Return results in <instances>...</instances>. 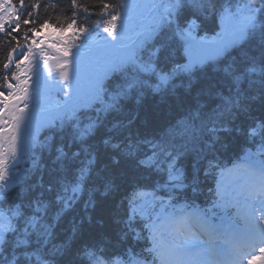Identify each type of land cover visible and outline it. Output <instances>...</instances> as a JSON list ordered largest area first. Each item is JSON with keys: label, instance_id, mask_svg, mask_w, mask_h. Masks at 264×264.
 <instances>
[{"label": "trees", "instance_id": "trees-1", "mask_svg": "<svg viewBox=\"0 0 264 264\" xmlns=\"http://www.w3.org/2000/svg\"><path fill=\"white\" fill-rule=\"evenodd\" d=\"M11 1L20 11L0 33V90L11 52L37 30L104 27L121 3ZM242 3L254 21L221 57L180 72L182 42L166 31L156 65L168 81L112 75L91 108L46 131L32 170L0 189V264H151L143 220L129 210L137 191L205 212L223 166L248 154L264 165V0H174L172 25L212 36L223 10ZM171 172L180 188L164 187Z\"/></svg>", "mask_w": 264, "mask_h": 264}, {"label": "rangeland", "instance_id": "rangeland-1", "mask_svg": "<svg viewBox=\"0 0 264 264\" xmlns=\"http://www.w3.org/2000/svg\"><path fill=\"white\" fill-rule=\"evenodd\" d=\"M133 2L128 3L114 23L102 32L90 33L77 31L73 27L54 29L47 26L35 34V39L29 46L14 53L11 67L17 69L18 80L15 89L8 94L0 93V189L7 183L14 182L20 173L10 171L15 161H21L28 154V150L37 143L39 131L53 124L58 119L56 112L59 113L65 102L75 96L72 84L75 83L80 88L87 81L89 85L78 88L79 90L91 91L99 87L103 82L102 76L104 77L117 61L116 54H120L119 50L128 45L134 36L133 33L142 32L146 26H150L148 20L143 19L138 23L140 26L136 31L129 34L125 30L127 25L136 19L144 18L148 13L147 8L150 7V0H142L139 7ZM247 4L237 5L234 11L223 14L221 29L217 35L198 38L193 33V25H190L185 31L191 47L190 49L188 46L185 50L188 59L186 65L189 64L192 68L223 53L226 48L241 40L246 26L254 16L250 4ZM0 6L4 7H0V31H3L6 24L16 20V10L13 5L8 8V0H0ZM232 33L234 39L228 41ZM138 37L134 36L133 39ZM125 40L128 43L125 44ZM126 52L127 49L121 57L123 61L127 60L124 57ZM19 53L21 55H18ZM91 61H94L92 68L95 70L92 77L83 71V67ZM65 96L68 99L65 100ZM54 99L60 100L59 105ZM74 110L72 107H66L63 112L71 114ZM236 173H233V176L228 173L220 180V208L233 212L217 215L223 223L220 227L213 226L210 220H201L190 215L184 216V219L192 224L181 226L172 218L175 215L171 211H162L163 206L150 199L141 202L139 209L146 215L153 251L160 264H204L205 261L202 262L198 251L201 249L199 239L195 237L197 229L205 230L208 234L211 231L217 233L220 238L224 237L223 244L227 245L231 254L233 251L239 253L238 249L228 242H231L230 239L236 240L239 233L243 232L238 225L242 222L259 229V224L263 226L255 236L248 231L244 233L247 234L246 246L253 242L258 244L257 249L250 253H239L245 260L244 264H264V214L260 212L264 211V195L261 193L264 191V177L257 171L247 169ZM1 174L4 176L1 177ZM233 177L238 179L234 180ZM5 178H8L7 183L2 184L1 179ZM2 229L7 230L5 227ZM216 241L221 242L219 239Z\"/></svg>", "mask_w": 264, "mask_h": 264}, {"label": "bare ground", "instance_id": "bare-ground-1", "mask_svg": "<svg viewBox=\"0 0 264 264\" xmlns=\"http://www.w3.org/2000/svg\"><path fill=\"white\" fill-rule=\"evenodd\" d=\"M50 176L53 177L54 174L52 172H50ZM50 196H52V193L50 194Z\"/></svg>", "mask_w": 264, "mask_h": 264}]
</instances>
